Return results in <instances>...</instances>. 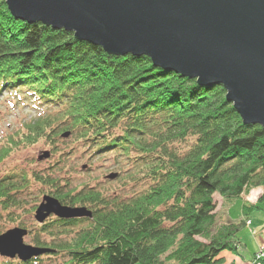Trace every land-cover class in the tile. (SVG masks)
<instances>
[{
    "label": "trees",
    "instance_id": "trees-1",
    "mask_svg": "<svg viewBox=\"0 0 264 264\" xmlns=\"http://www.w3.org/2000/svg\"><path fill=\"white\" fill-rule=\"evenodd\" d=\"M4 92L53 115L0 149V164L21 146L53 145L69 134L96 154L137 153L149 183L125 199L88 184L64 191L68 185L53 174L35 173L33 179L50 188L47 196L86 208L92 217L36 220L30 246L52 253L21 264L59 256L63 264H223L222 252L240 249L236 237L264 195L243 207L238 222L217 227V220L227 202L264 186V129L243 123L223 86L202 87L156 68L148 57L111 56L73 33L16 20L0 0V96ZM190 140L186 152L173 147ZM28 186L24 171L2 180L3 210L20 208L17 195Z\"/></svg>",
    "mask_w": 264,
    "mask_h": 264
},
{
    "label": "water",
    "instance_id": "water-1",
    "mask_svg": "<svg viewBox=\"0 0 264 264\" xmlns=\"http://www.w3.org/2000/svg\"><path fill=\"white\" fill-rule=\"evenodd\" d=\"M12 16L73 33L117 57H148L156 68L223 86L246 126L264 129V0H1ZM69 134L64 138H68ZM46 152L39 161L48 160ZM117 174L108 177L114 180ZM91 218L46 196L36 220ZM16 228L0 236V256L27 263L52 251L24 242Z\"/></svg>",
    "mask_w": 264,
    "mask_h": 264
},
{
    "label": "rangeland",
    "instance_id": "rangeland-1",
    "mask_svg": "<svg viewBox=\"0 0 264 264\" xmlns=\"http://www.w3.org/2000/svg\"><path fill=\"white\" fill-rule=\"evenodd\" d=\"M21 99V96L15 93L4 92L0 96V149L8 147L10 140L22 139L23 134L27 133L26 126L44 121V117L53 115V113L45 115V109L37 110ZM51 141L41 140L28 148L21 146L20 150L0 164V182L14 173L20 175L22 171L27 174L30 181L26 192L17 195L20 208L4 211L0 206V232L5 234L10 230L25 227L29 231V235L24 239L26 245H33L39 226L36 221V212L44 202L45 196L50 195L49 187L41 186L33 179L35 173L53 174V178L60 180L61 186L68 185L64 191L81 190L88 184L90 187L102 189L107 196L115 194L125 199L144 191L149 184L143 181L147 169H144L142 165L137 166L136 160L139 156L135 152L130 155V158L121 157L116 154L117 152L96 154L95 149L92 147L89 149L88 145L77 142L73 136L57 138L52 142L53 145ZM191 142L192 140L173 147L186 152ZM54 147H56L55 150ZM46 152L51 153L52 157L39 161V157ZM112 174H117L118 177L109 180L108 177ZM15 181L21 182V178L18 177ZM263 195L264 186H254L241 199L227 202L218 217L217 227L229 221L238 222L242 219L243 207L246 204L254 206ZM34 208L37 210L33 211ZM52 218L54 216L50 219ZM50 219L47 221L49 222ZM250 221L252 222L249 225ZM257 235L264 240V200L259 202V209L252 212L251 219L245 222V227L236 237V240L241 243L243 251L240 253L242 254H238L237 251L222 252L220 257L224 259L223 264H252L249 256L258 247ZM43 239L52 242V238L48 236H44ZM65 260L66 258L62 256L44 257L42 262L37 264H63ZM7 261L21 264L17 258L13 260L0 256V264Z\"/></svg>",
    "mask_w": 264,
    "mask_h": 264
},
{
    "label": "crops",
    "instance_id": "crops-1",
    "mask_svg": "<svg viewBox=\"0 0 264 264\" xmlns=\"http://www.w3.org/2000/svg\"><path fill=\"white\" fill-rule=\"evenodd\" d=\"M260 227H262V225L260 226ZM262 229V228H261ZM254 234H256L255 232H254ZM257 241H258V247L256 248V250H254L251 254H250V256H249V261L250 260H252V258H253V256L256 254V252H258V251H260V250H262V249H264V240H262V238H260V237H258V235H257ZM240 243V242H239ZM241 243H240V249L237 251L238 252V254H242V253H240L241 251H243L242 249H241Z\"/></svg>",
    "mask_w": 264,
    "mask_h": 264
},
{
    "label": "built area",
    "instance_id": "built-area-1",
    "mask_svg": "<svg viewBox=\"0 0 264 264\" xmlns=\"http://www.w3.org/2000/svg\"><path fill=\"white\" fill-rule=\"evenodd\" d=\"M248 224L250 225L251 222H248ZM252 264H264V251L260 250L254 255Z\"/></svg>",
    "mask_w": 264,
    "mask_h": 264
},
{
    "label": "bare ground",
    "instance_id": "bare-ground-1",
    "mask_svg": "<svg viewBox=\"0 0 264 264\" xmlns=\"http://www.w3.org/2000/svg\"><path fill=\"white\" fill-rule=\"evenodd\" d=\"M261 251H264V249H262ZM38 259V258H37ZM34 260V259H33ZM32 261V260H31Z\"/></svg>",
    "mask_w": 264,
    "mask_h": 264
}]
</instances>
